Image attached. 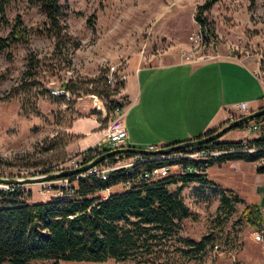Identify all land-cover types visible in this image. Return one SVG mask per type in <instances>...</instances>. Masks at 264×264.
Segmentation results:
<instances>
[{"label":"rangeland","instance_id":"374dc122","mask_svg":"<svg viewBox=\"0 0 264 264\" xmlns=\"http://www.w3.org/2000/svg\"><path fill=\"white\" fill-rule=\"evenodd\" d=\"M204 1L62 0L71 39L67 48L57 50L55 37L49 36L45 29L46 16L40 7L26 0H15L7 9L4 21L0 16V37L7 36L19 17L29 42L0 51V165L9 168L37 165L53 172L69 157L80 158V148L68 154L64 151L68 142L76 138L68 132L74 120L81 119L79 123L89 128L92 124L85 121L97 118L102 124L101 131L110 120L109 115L98 114L92 93L85 91V88H92V84L84 83L100 75L104 77L110 64L120 65L129 75L131 68L181 58L182 49L189 47V36L198 28L195 15ZM93 13H96L94 27L87 22ZM206 16L215 28L219 49L224 46L228 50L229 44H239L240 50L235 54L260 69L264 83V0H221ZM27 71L33 74L27 75ZM71 80L76 82L78 90L70 100L54 97L49 92L62 88L63 83ZM106 97L104 94V102ZM109 99L128 103L122 89ZM245 134L252 138L258 132ZM101 144L102 149L111 148L108 141ZM226 162L205 170L206 176L216 185L190 183L185 186L182 195L191 217L183 221L181 235L199 240L204 235L218 233L221 240L216 243L231 253L222 256L209 247L204 261L192 260L184 264H264V245L253 241L254 227L239 223L247 203L235 202L234 210L225 221L222 220L223 210L218 212L220 191L227 190L218 177H222L219 172ZM14 172L8 169L4 176H13ZM27 187L31 189L23 191L26 201L48 199L38 192L40 185ZM50 263L37 260L30 264ZM62 264L135 263L111 260L103 263L64 261Z\"/></svg>","mask_w":264,"mask_h":264},{"label":"trees","instance_id":"16d2710c","mask_svg":"<svg viewBox=\"0 0 264 264\" xmlns=\"http://www.w3.org/2000/svg\"><path fill=\"white\" fill-rule=\"evenodd\" d=\"M14 1L0 0L1 20L4 21L6 11ZM26 1L38 5L45 14V29L49 36L55 37V49L67 48L71 36L67 30V13L62 0ZM219 1L205 0L198 6L195 15L197 23L207 28L212 36H216L215 28L206 13ZM87 22L94 27L96 13L91 14ZM28 42L27 30L18 17L7 36L0 37V51ZM29 64L33 65L32 58ZM25 73L33 74L30 71ZM84 84H92V88H85L87 93L103 98L104 94L107 96L105 102L108 113L117 106L126 105L124 101L109 99L120 93L124 83L118 82L112 87L105 81V75L102 78L100 75L88 79ZM62 88L72 94L78 90L76 82L72 80L63 83ZM251 123L263 125L264 116ZM249 124L240 128L246 130ZM214 131L210 130L207 134ZM247 143L256 146V151H243L242 140L218 139L197 146L200 149L221 151L219 156L207 161L186 158L146 160L137 166L135 174L127 173L124 168L118 169L111 172L107 180L93 175L80 178L70 176L72 190L44 201L28 202L23 197V191L18 189L0 190V264H30L37 260L50 261V264H62L64 261L103 263L111 260L135 264L204 261L209 247L218 244L216 241L221 238L218 233L204 235L199 240L181 235L183 221L191 217L182 192L190 183L216 185L205 173L207 168L216 163L229 160L259 161L264 157V135L248 139ZM109 150L105 149L106 152ZM184 150L182 148L173 152ZM170 163H184L202 169L200 172H186L153 181L142 180L137 185L113 190L107 196L103 194L106 188L119 187L142 170L150 171ZM257 170L263 172L264 166L259 165ZM220 195L218 212L223 210L222 220L225 221L234 210V203L241 199L231 190L220 191ZM262 219V210L257 205L247 204L239 223L258 227ZM227 240L230 238L227 237Z\"/></svg>","mask_w":264,"mask_h":264},{"label":"crops","instance_id":"0c3cea01","mask_svg":"<svg viewBox=\"0 0 264 264\" xmlns=\"http://www.w3.org/2000/svg\"><path fill=\"white\" fill-rule=\"evenodd\" d=\"M220 52L223 57L201 63H188L177 57L169 63L130 69L122 89L128 100L124 123L130 147L162 146L203 137L224 125L237 103H246L248 113L264 107V83L255 76L256 68L243 59L226 56L228 50L224 46ZM80 121L74 120L68 129L76 138L65 146L67 154L75 148H80V152L92 145L103 147L102 141H107L96 118L85 121L92 124L89 128ZM245 132L248 130L237 128L220 140L259 138L264 135V124H260L257 136L249 138ZM259 165L260 160H229L218 179L223 188L247 204L257 205L263 213L264 171L258 172ZM211 167L214 168L207 169Z\"/></svg>","mask_w":264,"mask_h":264},{"label":"built area","instance_id":"2783aa9c","mask_svg":"<svg viewBox=\"0 0 264 264\" xmlns=\"http://www.w3.org/2000/svg\"><path fill=\"white\" fill-rule=\"evenodd\" d=\"M189 47L182 49L181 59L184 62L188 63H201L204 61L216 60L224 55L220 52L217 36H212L209 34L208 29L202 27L198 23V28L189 36ZM228 55L226 56H234L237 51L240 50L239 44L231 43L228 46ZM255 76L261 80L260 69H256L254 72ZM129 75L125 69L120 67V65L110 64L105 73V81L108 85L114 87L116 83L121 82L125 83L128 79ZM262 81V80H261ZM263 82V81H262ZM52 96H63L67 101L73 97V94L64 88L51 89ZM91 97L94 100L95 109L98 114H101L102 117H106L109 115V122L105 124L103 127V134L106 140L110 143V150L122 149L130 147L127 143L128 133L124 123V107H115L110 113L107 112L106 102H104L103 97L97 94H91ZM247 104L239 103L235 105L234 111L229 113V117L227 122L234 121L239 117L248 114L247 112ZM97 119V118H96ZM102 125V124H101ZM248 132H257L260 130V124L252 123L247 127ZM242 140V150L248 152L256 151V146L249 145L247 143L248 139ZM159 147L155 145H150L147 149L154 150ZM90 149V151H88ZM105 149L100 148L99 145H92L87 149H84L78 153L80 158L69 157L64 160L61 165L55 171L63 170V169H74L79 168L82 165L91 162L93 159L97 158L101 154L105 153ZM221 154V151H211L208 149H200L197 146H191L185 148L182 152H173L167 154L160 155H141V154H130L121 153L116 154L112 157H108L104 159L99 164L91 167L85 172H82L75 176V178L86 177V176H96L102 180H107L110 173L118 170V169H126L127 173L135 174L137 170V166L146 160H155V159H177V158H186L195 161H207L212 158H216ZM149 157V158H145ZM84 160L86 161L84 163ZM260 164L264 166V157L260 159ZM8 169H14L13 176H7L12 178H26L31 176L40 175L42 173H48L51 170L49 169H41L38 166H31L26 168H9L2 167L0 165V177L5 178V174ZM41 169V170H40ZM202 168H195L192 165H186L184 163H170L162 166L154 167L150 171L142 170L140 174L133 176L128 179L118 188L123 189L125 187L134 186L140 183L142 180L144 181H153L160 178L180 175L186 172H200ZM38 184L40 185L38 192L41 196L47 197L48 199L51 197L62 196L64 192H68L72 190L71 178L70 177H62L54 180L35 182V183H15V184H5L0 183V190L4 191H14L16 189L20 191H25L28 188L31 189V185ZM115 187L106 188L103 190V194L107 196L111 191L114 190ZM252 238L254 241L260 242L264 245V209H263V219L258 227H254V231L252 232ZM212 252L219 255H227V253H231L224 250L220 244H214L212 247Z\"/></svg>","mask_w":264,"mask_h":264},{"label":"water","instance_id":"95a60500","mask_svg":"<svg viewBox=\"0 0 264 264\" xmlns=\"http://www.w3.org/2000/svg\"><path fill=\"white\" fill-rule=\"evenodd\" d=\"M261 116H264V107H261L257 111L243 115L234 121L226 122L224 125H222L218 129H215L213 133L206 134L203 137H199V138L191 139L187 141H182L179 143L162 145L159 148L154 149V150H148V149L136 148V147H127V148H122V149L109 150L101 154L97 158L93 159L91 162L86 163L79 168L63 169L59 171L48 172V173L26 177V178L0 177V183H5V184H15V183H22V182L35 183V182L54 180V179H58L62 177L76 176L82 172L87 171L91 167L99 164L104 159L108 157H112L116 154L130 153V154H141V155H159V154H166V153H170L173 151H177L179 149L186 148V147L207 144L209 142L221 139L229 131L240 128L243 125L249 124L253 122L254 120L260 118Z\"/></svg>","mask_w":264,"mask_h":264}]
</instances>
